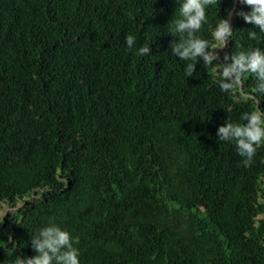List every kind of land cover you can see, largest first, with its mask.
I'll list each match as a JSON object with an SVG mask.
<instances>
[{"label": "trees", "instance_id": "obj_1", "mask_svg": "<svg viewBox=\"0 0 264 264\" xmlns=\"http://www.w3.org/2000/svg\"><path fill=\"white\" fill-rule=\"evenodd\" d=\"M182 2L0 0V207L23 203L0 216V264L34 256L50 218L80 264H264V146L245 167L217 136L253 104L202 61L185 76L170 48ZM240 11L220 0L197 33L216 43L230 20L221 63L264 50Z\"/></svg>", "mask_w": 264, "mask_h": 264}, {"label": "clouds", "instance_id": "obj_2", "mask_svg": "<svg viewBox=\"0 0 264 264\" xmlns=\"http://www.w3.org/2000/svg\"><path fill=\"white\" fill-rule=\"evenodd\" d=\"M239 4L248 8V12L237 13L246 24L264 33V0H238ZM220 3V0H183L179 7L180 18L174 22L173 31L179 35L178 42L170 44L171 52L179 60L187 61L184 68L186 77H191L196 71V65L203 62L205 68H210L219 76V87L222 91L232 93L236 102H252L253 109L244 112L240 119L244 123H225L217 130L220 141L234 142L239 156L243 157L245 167L251 166L257 150L264 146V108L260 107L259 97L264 96V50L253 48L227 55L220 62L217 50H223L233 35L229 19H219L212 31L213 40L209 41L197 35L208 22L207 9ZM231 17V12L229 13ZM249 39L256 40L255 31L248 32ZM136 37L128 35L126 44L131 49ZM138 55L150 54L149 44L138 49ZM246 76H253L257 83L248 90L245 87ZM3 204V203H2ZM78 237L61 229L54 218L48 225L41 228L31 240V247L36 253L30 258L16 256L14 264H80Z\"/></svg>", "mask_w": 264, "mask_h": 264}, {"label": "rangeland", "instance_id": "obj_3", "mask_svg": "<svg viewBox=\"0 0 264 264\" xmlns=\"http://www.w3.org/2000/svg\"><path fill=\"white\" fill-rule=\"evenodd\" d=\"M217 51L219 54L223 53V50H217ZM21 206H23L22 201H18L14 207L9 204L3 203L1 204V207H0V216L8 218L9 215H12Z\"/></svg>", "mask_w": 264, "mask_h": 264}, {"label": "bare ground", "instance_id": "obj_4", "mask_svg": "<svg viewBox=\"0 0 264 264\" xmlns=\"http://www.w3.org/2000/svg\"><path fill=\"white\" fill-rule=\"evenodd\" d=\"M105 43H106V41H105ZM225 48H223V50H224ZM119 72H121V71H119ZM124 72H121L120 74H123ZM116 74H118V73H116Z\"/></svg>", "mask_w": 264, "mask_h": 264}]
</instances>
